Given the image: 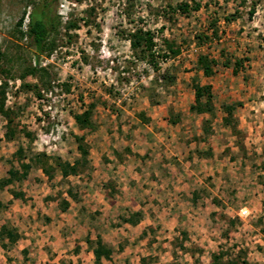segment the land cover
<instances>
[{
    "label": "rangeland",
    "instance_id": "obj_1",
    "mask_svg": "<svg viewBox=\"0 0 264 264\" xmlns=\"http://www.w3.org/2000/svg\"><path fill=\"white\" fill-rule=\"evenodd\" d=\"M183 3H197L200 8L182 14L176 6ZM30 11L28 0H0V51L6 56L0 65V102L3 100V111L8 115L0 113V178L6 177L9 169L19 168V149L22 163L40 154L49 158L50 165L55 158L73 163L79 157L76 137H82L88 149V165L78 176L65 180L56 172L51 181L38 167H31L25 180L0 191V204L4 207L0 208V225L16 228L26 234L22 235L24 239L32 241L16 245L7 256L18 254L17 264H34L33 259L44 264L51 255L69 249L64 245L68 241L61 251L57 245L47 246L49 232L69 238L71 233L94 225L114 245L112 264H132L141 255L149 256L148 264H169L173 255L172 243H167V239L173 238L172 234L162 239L168 236L164 230L149 233L148 239L156 238L149 245L147 239L140 242L135 231L120 233L116 229L123 228L121 219L138 207L146 214L159 209L154 196L158 178L162 177L154 154L164 155L165 164L181 173V179L185 177L183 170L194 169V174L187 171L188 181L181 184L193 189L197 183L192 179L199 177L208 185L207 164L204 168L197 163L188 169L184 165L188 159L184 149L188 143L197 142L194 136L201 129L203 118L189 112L192 80L200 85L212 84L217 113L222 102L232 101L242 92L239 84L251 83V90H259L250 81V72H257L264 80V0H59L56 16L61 26L55 48L39 57L32 53L26 38L18 39L15 32V24L24 13L22 30L26 29ZM68 22L77 27L66 32L64 25ZM135 28L153 33L155 51L164 53L166 40L175 43L179 55L165 61L159 59L158 72L136 61L126 38ZM212 29L217 30V38L211 37ZM199 36L210 39L199 45ZM221 52L223 59L234 55L252 61V68L245 62L242 70L248 82L242 80L243 73L233 77L220 65L209 79L194 70L198 55L207 54L220 62ZM34 66L44 73L21 78L25 68ZM167 68L175 76L171 86L156 81ZM225 84L231 89L223 88ZM90 104H94L91 120L95 129L79 130L74 116ZM139 114L148 121L143 123ZM174 120L178 121L173 125ZM213 126L217 131L220 128L217 122ZM179 131H187L179 137L184 147L176 137ZM162 133L173 134L174 138L161 143L156 137ZM130 150L134 154L137 150L142 152L145 161L133 157ZM183 153L181 164L185 167L179 168L176 158ZM11 190L22 192L24 200H11ZM68 190L76 199L67 196ZM62 198L69 202L65 213L58 208ZM131 241L132 247L118 251L119 246ZM26 244L31 248L29 257L19 254ZM4 256L0 249V259ZM125 256L131 262L122 263ZM81 264L94 263L93 259L84 258Z\"/></svg>",
    "mask_w": 264,
    "mask_h": 264
},
{
    "label": "crops",
    "instance_id": "obj_2",
    "mask_svg": "<svg viewBox=\"0 0 264 264\" xmlns=\"http://www.w3.org/2000/svg\"><path fill=\"white\" fill-rule=\"evenodd\" d=\"M247 62L250 63L251 68L254 66L251 63L252 61L248 60ZM223 69L230 71L232 75L230 69ZM242 73L240 71L236 76H232L238 77ZM245 73L242 74V80L245 78L244 83L249 81ZM256 73L255 71L250 72V81H252V84L254 83L253 85H257L260 92H258L259 90H251L249 86L251 83H247V86L239 84L238 89L242 92H238L237 97L232 101L222 102L219 105L218 113L213 101L215 108L213 116L207 114L197 115L203 116L202 124H200L201 129L196 131L194 136L197 142L188 143L184 149L185 154L188 155V159L184 164L186 167L181 164V159L185 156L184 153L176 158L179 168L182 166L186 169L189 167L195 168L194 165L197 163L205 168L207 164L206 179H208V182L206 183L209 186L204 184L199 177L196 180L192 179L197 183L193 189L186 184H181L185 179L188 181V172L194 174V172H191L194 169L183 170L182 174L185 177L181 179L179 177L181 173L179 174L175 168H168V165L165 164L164 155L161 153L154 154V158H158L156 160L159 176L162 178L169 177V179L158 178L157 195L154 196V199L158 202L159 209H156L157 211L151 209L149 214H146L143 208L139 211V207L134 212H128L124 219H127L132 213H138L137 223L130 225L121 221L120 225L123 228L120 227L116 229L117 231H120V233L121 230L125 233L130 230L135 231L139 241L147 239L149 245H153L156 241V238L148 239L149 233L155 234L157 230L160 232L164 230L168 236L162 237V239H166L172 234L173 238L167 239V243H172L171 253L173 255L169 264H216L213 256L224 252L227 255L220 259V263H224L229 259L238 260V264H241L242 260L247 264H264V80L262 81V77H258ZM214 74H216L215 71ZM206 85H210L211 91H213L212 84ZM227 85L225 84L223 88L226 90L231 89ZM192 103L193 93L190 105ZM231 104H236L232 117L239 135L232 133L231 128L224 126L222 122L225 114L222 112L221 106ZM215 122L219 123L220 128L218 131L214 129ZM188 133L190 134V132ZM226 133L229 137H226ZM184 134L186 135L187 131L176 133L178 142L183 147L185 144L179 137ZM159 135L156 138L161 143L174 138L173 134L170 133ZM222 135L225 136L224 141L219 142ZM218 143L221 145L219 146ZM149 151L154 153L155 150L150 147ZM136 153L134 154L131 151L133 157L145 161L142 152L137 150ZM218 153H220L219 156ZM195 177L197 178V176ZM169 186L171 188H168ZM171 190L172 194H170ZM11 200L17 201L12 197ZM206 203H209L208 207ZM241 209L248 211V218L239 217ZM66 211L60 212L65 213ZM151 213L152 216L149 217ZM247 219H249V222L246 221ZM154 220H157L155 224ZM96 227L93 225L88 229L81 228L78 233H71L69 238L61 236L59 232H49L50 237L47 238L48 241L45 240L47 246H49V243L57 245V250L61 251L63 243L68 241L64 245H68L69 249L64 253L51 255L45 260L44 264H74V261L79 260V262H82L84 258L93 259L94 263L93 249L96 247L98 238L112 250L109 260L101 259L100 264L104 262L112 264V257L116 254L114 245L110 244L108 239ZM17 232L20 238L14 245L5 250L0 246L2 253L6 254L0 259V264H17L19 255L17 254L11 258L10 255L7 256L8 253L13 247L22 242L32 243L31 240L22 237L26 234H21L18 230ZM244 238H247L248 242ZM53 240L54 243L51 242ZM133 243L132 241L125 243L126 245L119 246L117 249L121 253L123 247H132ZM139 244L141 245V243ZM125 250L127 249L124 248L123 251ZM30 251L31 248L26 244L19 250V254L29 257ZM68 252L69 254L66 255ZM238 255L241 256L240 259H238ZM64 258L68 260H62ZM126 259L125 256V261L122 263L131 262L126 261ZM136 259V261L134 259L135 262L132 261V264H148L150 260L149 256L146 255H141ZM33 263L39 264V261L33 259ZM25 264H29V262L26 261Z\"/></svg>",
    "mask_w": 264,
    "mask_h": 264
},
{
    "label": "trees",
    "instance_id": "obj_3",
    "mask_svg": "<svg viewBox=\"0 0 264 264\" xmlns=\"http://www.w3.org/2000/svg\"><path fill=\"white\" fill-rule=\"evenodd\" d=\"M59 0H28V5L31 6V11L27 16L26 29L23 31V16L15 24V32L18 39H24L28 41L29 48L32 53L39 57L43 53H50L55 48V38L59 33V28L61 26L57 16L56 11L58 7ZM200 8L199 4L194 3L193 6H189L186 3L179 4L176 6V10L180 11L182 14H188V12L198 11ZM228 21V20H227ZM214 25H212L213 27ZM76 24L73 22H68L64 25L65 31L76 28ZM211 37L217 38V30H211ZM129 42L130 48L133 52V57L136 61L144 62L154 71H159V59L162 61L168 60L170 58H175L179 55V48L176 47L174 42L164 40V53L155 51L156 44L154 42V35L149 30H144L141 28H135L126 35ZM207 36L197 37L198 44H203L204 41H209ZM222 60L218 62L214 58H211L207 54H200L196 58L194 70L201 72L202 76L209 78L214 75L215 68L220 65L223 68L230 69L232 75L236 76L238 72L243 70V65L248 60L246 58H237L234 55H230L228 58H224V52L220 53ZM6 56L0 51V65H3ZM5 69L3 70V72ZM5 73V72H4ZM35 73L42 74L44 70H39L36 66L31 68H25L21 75L24 78L27 75H34ZM156 81L162 83L163 86H171L175 82V76L170 72L169 68L165 69L162 73L157 76ZM191 89L193 92V103L189 106V112L196 115H210L214 114L213 100L214 96L211 91L210 85H200L195 79L192 80ZM0 94H2L0 92ZM3 95V94H2ZM236 104L222 105L221 110L225 114L222 122L224 126H229L232 133L239 135L236 130V123L232 117L233 111ZM94 104H90L87 109L82 113L74 116V122L79 130H90L95 129L94 123L91 120ZM0 113L5 117H8L7 113L3 111V100L0 102ZM141 121L146 123L148 120L144 118L143 114H139ZM178 120L171 121V124H175ZM10 122V119L8 120ZM8 134L11 136L12 132L9 131ZM76 149L78 151L79 157L73 162H61L58 158L53 160V164L50 165L44 154L35 155L28 163H22V150L19 149L17 155L19 157V168H11L7 172V176L0 178V191L5 190L15 183L22 182L26 179L27 174L31 167H38L42 173L46 176L48 181H51L54 177V173L58 172L61 179H66L69 176H78L88 165L87 156L88 149L82 143V137H76ZM128 151V150H126ZM10 195L14 200H24L25 196L20 191H10ZM67 196L71 199H76L75 195L71 193L70 190L67 191ZM0 204V208H2ZM69 207V202L67 199L62 198L58 203V208L60 211L64 212ZM4 208V207H3ZM6 208V206H5ZM139 219L138 213H132L127 219H121L124 223L130 225H135ZM20 238L17 230L10 227L7 224L0 225V246L2 249H7L14 245ZM112 254L111 248L105 245L100 238L96 241V247L93 249L94 263L100 264L101 259L109 260ZM227 255L224 253H219L213 256L214 263L218 264H238V260H227L224 263H220V259ZM238 259L241 256H237ZM241 264H247L244 260Z\"/></svg>",
    "mask_w": 264,
    "mask_h": 264
},
{
    "label": "built area",
    "instance_id": "obj_4",
    "mask_svg": "<svg viewBox=\"0 0 264 264\" xmlns=\"http://www.w3.org/2000/svg\"><path fill=\"white\" fill-rule=\"evenodd\" d=\"M239 217L240 218H248L249 217V213L246 209H241L239 211Z\"/></svg>",
    "mask_w": 264,
    "mask_h": 264
}]
</instances>
